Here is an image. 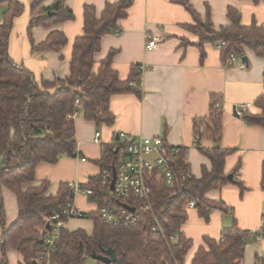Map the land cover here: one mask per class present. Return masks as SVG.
Returning <instances> with one entry per match:
<instances>
[{
    "label": "trees",
    "instance_id": "1",
    "mask_svg": "<svg viewBox=\"0 0 264 264\" xmlns=\"http://www.w3.org/2000/svg\"><path fill=\"white\" fill-rule=\"evenodd\" d=\"M43 0H33L30 6V19L27 29L32 52H58L67 44V39L59 31H51L44 42L35 46L31 33L36 27L50 28L74 19L73 13L61 0L49 9L35 12ZM258 5L264 0H251ZM130 0H119L106 4L97 18L93 6L83 8V34L75 39L72 47L70 74L65 81L36 82L32 73L22 65L15 64L8 56V40L14 19L24 8L16 0H0L5 11L0 18V264H8L5 252L14 250L18 264H85L86 258L93 254L104 256V251L112 249L116 261L112 264H185V257L192 247V241L181 232L187 220L185 203L196 201L194 210L205 222L213 210L224 211L222 202L206 199L209 191L227 184L236 185L240 192L244 188L234 179L239 164L229 182L224 173V162L233 150L220 147L223 130V112L220 99L212 96L209 115L193 122L195 138L208 139L214 143L210 150L201 145L197 149L207 157L210 169L202 167L201 177L195 178L185 160V150L178 148V155L169 151V163L173 169L179 189L175 194L163 180H154L152 188L153 215L137 213L136 223L129 226H108L95 212L87 213L93 222L91 234L83 230L70 232L62 228L53 251L46 249L41 241L48 229L47 220L54 213H61L69 201L70 190L67 183H60L55 196H48V181H40L36 186L35 170L39 164H56L62 157L76 158L74 117L78 110L83 118L96 126H112L114 116L109 102L112 96L134 94L141 97L140 69L133 66L126 81H120L112 68L115 51L99 63L94 71V55L99 52L101 40L106 35L121 32L119 22L128 16ZM180 5L191 15L194 25L184 28L199 38L196 47L203 62L206 43L219 45L224 64L231 54L243 58L246 50L264 59V26L252 20L250 26H243L240 13L232 8L226 9L228 26L215 28L211 22V11L206 7L203 20L189 4L181 0ZM264 87V73H263ZM79 108H77V104ZM253 107L239 116L249 126L264 129V94L257 98ZM115 161L111 145H106L102 157L96 162L99 170ZM99 174V173H98ZM184 177V179H182ZM98 175L91 177L82 188L97 187ZM29 185L24 189V186ZM260 187L264 191V164L261 168ZM11 192L17 204L18 217L10 227L5 225V211L1 199V189ZM97 189V188H96ZM159 231H154L158 230ZM247 231L235 227L223 230L218 240L204 237L203 245L194 254L190 264H238L243 259ZM264 238V215L258 238ZM40 254L43 259L37 262ZM256 264H264V255L257 256ZM96 264H104L96 261Z\"/></svg>",
    "mask_w": 264,
    "mask_h": 264
},
{
    "label": "crops",
    "instance_id": "2",
    "mask_svg": "<svg viewBox=\"0 0 264 264\" xmlns=\"http://www.w3.org/2000/svg\"><path fill=\"white\" fill-rule=\"evenodd\" d=\"M24 8L13 21L8 40V56L18 65L32 73L36 82L65 81L70 74L72 47L76 38L83 34V8L93 6L97 18L106 4L119 0H61L74 19L50 28L36 27L31 37L35 46L44 42L51 31L64 34L67 44L60 51L32 52L27 29L30 6L33 0H16ZM58 0H43L35 12L49 9ZM128 16L119 22L121 32L102 38L100 50L94 55V71L111 51L112 68L120 81H126L133 66L140 71L141 97L134 94L112 96L109 102L114 124L96 126L83 118L78 110L74 117L76 152L80 158L62 157L56 164H39L35 170L36 186L40 181H48L47 195L55 196L60 183L85 185L91 177H96L99 161L106 145L117 141L120 133L131 140L140 137H159L171 148L185 150V160L195 178L201 177L202 167L210 169V162L196 145L193 122L209 115L212 96L220 99L223 112V130L220 142L222 149L233 150L224 162V173H232L237 164L234 179L244 188L241 193L234 184H227L209 191L206 199L222 202L225 210H213L205 222L194 209H186L187 220L181 227L183 235L192 241V247L185 257L190 264L197 249L203 245L204 237L218 240L223 230L232 227L247 231L242 264H256V257L264 255V238L255 240L253 233L260 231L264 215V191L260 187L261 168L264 164V129L249 126L236 114L241 105L253 104L264 94V59L246 50L245 69H241L242 59L237 58L233 66L224 64L217 45L203 46L205 58L200 61V51L196 47L198 36L184 28L194 25L191 15L179 4L181 0H130ZM194 11L204 20L206 7L211 11L213 26H228L226 9L232 7L241 15L243 26H250L252 20L264 26V2L254 5L251 0H188ZM5 8L6 6L3 5ZM147 37V38H146ZM158 40L154 50H146L147 41ZM95 133L100 134V144L93 142ZM200 145L210 150L211 140H200ZM29 185L24 186L25 190ZM1 199L5 211V225L10 227L18 217L14 195L1 189ZM75 207L83 213H92L95 208L83 195L74 199ZM65 229V228H64ZM93 229V222L91 234ZM77 231V230H76ZM73 232V231H72ZM2 228L0 226V238ZM0 250V258H1ZM8 264H18L19 256L12 250L5 252Z\"/></svg>",
    "mask_w": 264,
    "mask_h": 264
},
{
    "label": "built area",
    "instance_id": "3",
    "mask_svg": "<svg viewBox=\"0 0 264 264\" xmlns=\"http://www.w3.org/2000/svg\"><path fill=\"white\" fill-rule=\"evenodd\" d=\"M157 45V39H148L146 50H154ZM224 45V42H220L218 48ZM236 59L231 54L226 65L233 66ZM245 67V63L242 62L241 69H245ZM77 108H79L78 104ZM249 108L250 105H241L236 114L240 116L243 111ZM93 142L101 145L99 133H95ZM110 145L115 155V161L99 170L97 189L95 187L82 188L78 183L67 184L70 190L69 201L61 213H54L47 220L48 229L41 237L46 249L53 251L59 231L68 220L83 219L87 216V213L81 212L74 205L77 195H83L89 199L95 208L94 212L104 224L129 226L136 223L139 212L153 215L151 184L154 180H163L165 185L171 189L172 194H175L179 189V184L175 180L173 169L169 163V149L161 138L140 137L133 141L127 134L120 133L117 136V141ZM170 151L173 155H178L180 152L178 148H172ZM77 158L85 162L84 158L79 156ZM195 204L196 201L188 200L184 208L194 209ZM129 208H133L134 212H130ZM154 231H159V229ZM258 234L260 231L253 233L257 238ZM42 259L43 255L40 254L37 262ZM46 264L52 263L47 261ZM238 264H242V260H239Z\"/></svg>",
    "mask_w": 264,
    "mask_h": 264
},
{
    "label": "rangeland",
    "instance_id": "4",
    "mask_svg": "<svg viewBox=\"0 0 264 264\" xmlns=\"http://www.w3.org/2000/svg\"><path fill=\"white\" fill-rule=\"evenodd\" d=\"M4 11H5V7L3 5H0V18H2ZM87 204H88V207L91 208V206H89V199H87ZM91 226H92V220L85 217L83 219H75V218L70 219L64 224L63 228H65V230H68L70 232L76 231V230H83V231L87 230V232H90ZM85 264H96V261L93 260L92 258H86Z\"/></svg>",
    "mask_w": 264,
    "mask_h": 264
},
{
    "label": "water",
    "instance_id": "5",
    "mask_svg": "<svg viewBox=\"0 0 264 264\" xmlns=\"http://www.w3.org/2000/svg\"><path fill=\"white\" fill-rule=\"evenodd\" d=\"M247 61V58L246 57H243L242 58V62H246ZM196 145L199 146L200 145V138H197L196 139ZM227 180L229 182H231L232 180V175H228L227 176ZM130 212H134V209L133 208H129L128 209ZM91 258L95 261H99V262H102L104 264H112L116 261V257H115V254H114V251L112 249H107L106 251H104V256L102 255H96V254H93L91 256Z\"/></svg>",
    "mask_w": 264,
    "mask_h": 264
}]
</instances>
